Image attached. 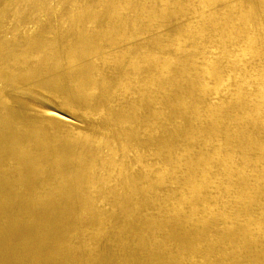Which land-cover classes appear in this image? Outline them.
<instances>
[{"label": "bare ground", "instance_id": "obj_1", "mask_svg": "<svg viewBox=\"0 0 264 264\" xmlns=\"http://www.w3.org/2000/svg\"><path fill=\"white\" fill-rule=\"evenodd\" d=\"M35 1L0 0V30L36 17ZM80 1L82 46L65 41L64 6L49 55L67 49L40 77L20 66L16 36L14 54L0 40L5 181L26 187L38 176L55 204L93 198L109 138L122 173L106 193L145 251L167 252V264H264V0ZM238 49L259 60L242 64ZM238 227L246 233L234 236Z\"/></svg>", "mask_w": 264, "mask_h": 264}, {"label": "rangeland", "instance_id": "obj_2", "mask_svg": "<svg viewBox=\"0 0 264 264\" xmlns=\"http://www.w3.org/2000/svg\"><path fill=\"white\" fill-rule=\"evenodd\" d=\"M82 4L86 6L88 3L80 0L35 1L32 10L40 7L37 16L31 17L30 13L25 15L22 26L16 28L4 21L0 40L5 41L9 53L14 54L16 51L12 48L16 36V41L21 45L18 50L20 66L25 72L32 65L28 72L39 71L40 77L47 70L46 60H51L49 64L57 68L67 49L60 51L56 59L49 55V51L58 48L57 44L62 40L58 33L64 6L70 20L61 24V30L69 36L65 40L68 46L79 43L85 37L82 30L86 24L79 21L82 17ZM37 40L41 45L39 52L33 48ZM44 42L53 43L52 48L48 49ZM77 45L82 46L80 43ZM204 46L207 45L204 43ZM31 57L34 60L27 63ZM236 57L242 64L259 60L252 51L242 53L240 49L236 50ZM87 119L101 131L97 115ZM4 146L0 144V152ZM118 157L117 147L106 138L101 148L100 162L92 171L96 185L93 198H59L58 204L41 198L53 184L38 176L34 182L29 179L26 187L21 182L7 183L5 180L8 174L4 173L5 165L0 161V187L4 190L3 196H0V264H167L170 259L167 252L161 249H155L152 253L145 251L139 245L142 233L138 227L126 226L123 215L112 207V200L106 192L116 185V179L122 173ZM42 168L45 173H41V176L50 181L46 171L57 169L53 159H45ZM30 175L36 176L32 173ZM70 202H74L80 209L69 210L67 205ZM65 211L70 212V215L68 222L63 224L61 218ZM54 214L56 216L53 217ZM184 221L185 228H188L193 224V217L189 216ZM244 233L246 230L238 227L234 236H242ZM192 238L190 234L186 236L187 240ZM252 243L256 245L255 240Z\"/></svg>", "mask_w": 264, "mask_h": 264}]
</instances>
